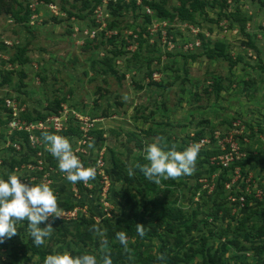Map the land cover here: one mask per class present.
I'll use <instances>...</instances> for the list:
<instances>
[{"label": "rangeland", "instance_id": "374dc122", "mask_svg": "<svg viewBox=\"0 0 264 264\" xmlns=\"http://www.w3.org/2000/svg\"><path fill=\"white\" fill-rule=\"evenodd\" d=\"M132 1L101 0L95 19L89 12L94 0H17L31 11L30 32L0 14V178L15 172L29 185L48 182L62 215L40 225L51 223L55 230L40 247L32 242L28 222H18V234L0 244V264H35L40 256L33 249L45 257L68 251L101 261L99 238L89 229H106L132 216L157 221L158 229L150 237L128 236L129 253L116 239L109 242L105 252L117 257L115 264H161L157 257L168 253L181 257L178 264H264V161L249 163L243 182L232 191L224 187V173L210 170L204 151L192 175L159 184L139 169L127 175L130 164L147 163L143 149L157 140L166 150L175 145L183 151L226 131L235 120L251 125L254 136L261 133L264 0H227L224 9L199 7L192 13L195 25H179L175 18L170 49L162 47L159 32L147 21L145 5ZM182 1L190 0H156L170 11ZM218 12L225 16L218 18ZM16 44L25 47L21 62L15 58ZM8 97L24 108L19 117L27 123L61 112L62 130L45 132L68 138L83 165L96 169L95 179L87 185L68 182L45 149V132L12 133L10 113L3 108ZM80 118H87L91 129H81ZM29 134L38 145L30 144ZM254 136L245 145L248 155L264 159ZM92 140L96 146L89 149ZM239 196L245 198L242 207L230 200ZM166 209L182 218L161 216Z\"/></svg>", "mask_w": 264, "mask_h": 264}, {"label": "clouds", "instance_id": "9594fccd", "mask_svg": "<svg viewBox=\"0 0 264 264\" xmlns=\"http://www.w3.org/2000/svg\"><path fill=\"white\" fill-rule=\"evenodd\" d=\"M123 101L127 102L129 96L125 94ZM45 149L58 162V168L65 175V179L76 184L83 182L85 185L94 180L96 169L85 167L79 157L73 151L69 139L45 132L43 134ZM96 146L95 140L89 141L87 147L93 149ZM76 151H79L77 149ZM201 151V144L194 143L187 146L183 151H178L175 145L166 150L159 140L147 144L143 149L145 164L136 163L127 167V175H135V169H139L144 177L156 184L161 179H178L182 175H192L196 168V163ZM50 217L60 218L61 209L58 199L48 182L39 184L23 183L15 172L9 173L7 179L0 178V244L11 239L18 234L17 223L28 222V233L36 247L44 245L46 238H50L55 231L51 223L41 228L42 223H46ZM90 231L99 238L102 264H113L110 254L105 252L109 247L106 229H101L99 225H93ZM138 235L143 238L145 227L143 224L136 225ZM115 239L123 246L124 251L129 253V238L125 231L115 234ZM158 260H165L164 255H159ZM96 255L84 254L73 256L70 252L49 254L43 264H101Z\"/></svg>", "mask_w": 264, "mask_h": 264}, {"label": "built area", "instance_id": "2783aa9c", "mask_svg": "<svg viewBox=\"0 0 264 264\" xmlns=\"http://www.w3.org/2000/svg\"><path fill=\"white\" fill-rule=\"evenodd\" d=\"M102 1L104 4H107L109 2H117L120 0ZM142 1L143 0H138L137 2L138 4L142 5ZM101 7V5L95 7L93 11L95 19L99 17V14H101ZM144 10L146 15L153 16V11L148 6H145ZM179 25L188 24L184 23ZM169 26L170 24L165 20H152L151 22V27L154 28V31L159 32V38L161 39L162 46L166 47L167 49H170V47L173 48L174 46L172 43L173 37L167 35V28ZM152 28L148 27V30ZM189 28L191 30L194 29V27L192 26ZM194 44H196V46H199L198 41ZM184 49L188 50L189 47L184 46ZM3 102V108L8 109L10 113V121L8 123V127L12 131V133H28L34 131L35 128L39 132H45L52 129L57 132L61 131L63 126L65 125V121L61 123L60 119L58 118V115H60L61 112L56 113L53 117H47L43 121L27 123L20 119V112H23L24 108H19V105L17 104L15 99L8 97L7 99H4ZM79 125L81 129L85 128L86 130L91 129V127L93 126L87 118H80ZM247 128V125L242 123V121L235 120L229 125L226 131L215 132V134H213L209 139L200 138L196 142L201 144V151L214 152V154L210 156V165L216 167L219 172L224 173V175H226L228 180L224 184V187L225 189H228L230 191H232L234 187L238 188L241 182H243L244 175L242 174V167L240 164L243 163L250 156L248 155L249 152H251L250 150H248L250 148L246 147L245 145H248L252 140L251 131ZM254 138L255 141L260 143L261 149H259V151L264 155V131L255 135ZM29 140L32 146L39 144L38 138L33 134H29ZM253 154L255 153L253 152ZM257 197L260 198L258 194ZM230 200H237L240 207L244 206L245 204V198L243 196H239L238 199L230 198Z\"/></svg>", "mask_w": 264, "mask_h": 264}, {"label": "trees", "instance_id": "16d2710c", "mask_svg": "<svg viewBox=\"0 0 264 264\" xmlns=\"http://www.w3.org/2000/svg\"><path fill=\"white\" fill-rule=\"evenodd\" d=\"M135 1V0H134ZM132 1V3L135 5V2ZM101 0H94V5L92 6V8L90 9V13H93L94 8L100 4ZM18 4V9H15L13 7V4ZM110 3V2H109ZM108 3V4H109ZM186 3L189 4V8H186ZM84 4H88V3H84ZM120 3H118L117 5H119ZM148 6L152 11H154V16H148L146 15V19L148 22H150L149 20L152 21V18L154 17L155 19L158 20H165L167 21L169 24L170 23H175L173 21H175L174 19L177 18V23L179 24H191V25H195L194 23H196L194 21L193 15L192 13L194 11H196L199 7H204V6H211L213 8H215L216 6L220 7V8H226L227 5V0H190L188 2L186 1H182V4L177 7L174 11H170L169 9H167L163 3L160 2H156V0L154 1H142V6ZM111 6V5H110ZM121 6V5H119ZM133 7V6H132ZM138 8V6H137ZM219 13V12H218ZM0 14H5L8 15L10 18H12V20L14 21L15 24L17 25H22L24 28H26L29 32H30V27L28 25L29 22V18L31 15V11L28 9V6L25 5V7H22L20 3L17 2V0H0ZM68 16H75V17H82L81 15H79L78 13L76 14H72L70 12H68ZM223 16H225L224 14H218V18H222ZM244 23L242 24V28H243ZM177 32L174 31V27L170 26L167 28V35L168 36H172L173 40H174V35H176ZM159 35V34H158ZM201 36V35H200ZM139 38L140 41H143L142 37H141V33H139ZM3 45L2 47L8 48L4 43L1 44ZM163 47V46H162ZM165 49V47H163ZM13 49H16V54H15V58H17L19 60V62H21L22 57L24 55L25 52V47L20 46L19 44H16L14 46ZM120 51H114L115 54L119 55ZM208 52V51H206ZM210 52H213L210 51ZM210 52H208L207 54H209ZM137 55V53H136ZM138 56V55H137ZM210 56V55H209ZM108 68H112L111 65H106ZM10 74V73H9ZM9 74L6 76V81L9 80ZM59 105V101H56V106L58 108ZM35 118V117H34ZM260 124V123H259ZM248 127H250L251 129V135L253 136L254 131L252 130L251 125L247 124ZM259 127L261 129H258L259 132H263L264 131V118H263V124H260ZM24 135H26L25 133H23ZM26 137V136H25ZM23 139H26L23 137ZM202 154L207 155V157H210L214 154L213 151H208V152H201ZM200 154V153H199ZM207 159V158H206ZM259 156H249L243 163H241V167H242V171L244 170V168L252 162H258V161H264V159H259ZM216 167L214 166H210V170L214 171ZM226 179H224L225 181ZM171 210L170 209H166L165 213H162L161 216H167V218H169V220L173 217L174 220H180L182 218V215L180 213H178L177 215H174L171 217L170 215ZM159 217L160 222L163 220V217ZM137 224H143L145 227V235L144 236H154L156 234V231L158 229V225H157V221L156 222H144L143 219H140L139 221H137L135 216L129 217L128 219H121L116 221L115 223H108L107 227H106V235H107V239L109 242H113L115 240V234L119 231H125L127 232L128 236H131L133 234H137L136 231V225ZM139 236V235H138ZM33 252L35 254H37L38 256H40V261H38L35 264H41V261L44 260L45 257V253L44 251H41L39 249H33ZM111 256V259L113 261V264L116 263L117 257L113 256L111 253H108ZM163 255V254H162ZM165 260L161 261V264H178V258L181 257H175L172 256L171 254H165ZM211 263L214 262V258L210 260ZM34 264V263H33Z\"/></svg>", "mask_w": 264, "mask_h": 264}]
</instances>
